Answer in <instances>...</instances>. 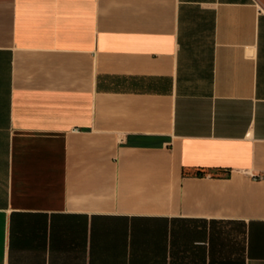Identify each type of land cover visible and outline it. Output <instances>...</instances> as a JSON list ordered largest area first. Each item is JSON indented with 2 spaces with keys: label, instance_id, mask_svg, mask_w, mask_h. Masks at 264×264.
Masks as SVG:
<instances>
[{
  "label": "crops",
  "instance_id": "obj_1",
  "mask_svg": "<svg viewBox=\"0 0 264 264\" xmlns=\"http://www.w3.org/2000/svg\"><path fill=\"white\" fill-rule=\"evenodd\" d=\"M0 264H264V2L0 0Z\"/></svg>",
  "mask_w": 264,
  "mask_h": 264
},
{
  "label": "rangeland",
  "instance_id": "obj_2",
  "mask_svg": "<svg viewBox=\"0 0 264 264\" xmlns=\"http://www.w3.org/2000/svg\"><path fill=\"white\" fill-rule=\"evenodd\" d=\"M261 1H263V2H264V0H261Z\"/></svg>",
  "mask_w": 264,
  "mask_h": 264
}]
</instances>
